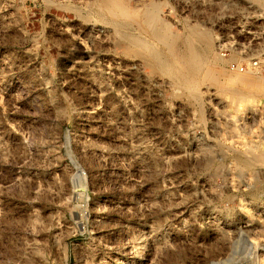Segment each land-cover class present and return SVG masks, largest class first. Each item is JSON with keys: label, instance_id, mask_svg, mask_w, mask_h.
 Returning <instances> with one entry per match:
<instances>
[{"label": "rangeland", "instance_id": "obj_1", "mask_svg": "<svg viewBox=\"0 0 264 264\" xmlns=\"http://www.w3.org/2000/svg\"><path fill=\"white\" fill-rule=\"evenodd\" d=\"M107 2L0 0V264H264V0Z\"/></svg>", "mask_w": 264, "mask_h": 264}, {"label": "bare ground", "instance_id": "obj_2", "mask_svg": "<svg viewBox=\"0 0 264 264\" xmlns=\"http://www.w3.org/2000/svg\"><path fill=\"white\" fill-rule=\"evenodd\" d=\"M103 1H105V2H107V1H113V0H103ZM108 3V2H107ZM109 4V3H108ZM121 6V5H120ZM153 9V8H152ZM156 12V11H155ZM136 17H142L143 18V24L146 26V28H148L149 30H151V34L152 35H154V36H157V35H159V34H166V32H167V30H165V27L164 26H160V28H158L157 26H156V23H157V19H156V15L154 14V12L149 8V7H144L143 9H142V11L141 12H138L137 14H136ZM106 25V24H105ZM137 26V25H136ZM138 27V26H137ZM139 30V29H138ZM160 32V33H159ZM169 34V33H168ZM144 37V36H143ZM136 46L138 47V48H147V47H149V44L145 41V40H142V39H138L137 40V42H136ZM193 47V46H192ZM145 48V49H146ZM184 48V47H183ZM188 57L189 58H187V56H185V58L186 59H189V61H190V65H191V63L192 64H194V63H196V56L197 55H195V53H194V51H196L195 49H194V51L192 50V48H191V46L189 45L188 47ZM161 54V53H160ZM153 59V58H152ZM251 71H255V70H251ZM246 72V71H245ZM250 71H247V73H245V75L243 74V73H235L236 75L235 76H233V77H228V79L234 84H240V83H243V82H245L246 84H249L250 86L251 85H254V84H256L257 82H258V80H257V82L253 79V77H252V75H251V73H249ZM255 72H258V71H255ZM220 74V73H219ZM255 76V75H254ZM218 74H216V73H214L213 72V76H212V79H214V80H217L218 78ZM227 79V80H228ZM226 80V81H227ZM228 80V82H230ZM225 81V80H224ZM259 83V82H258ZM225 85H227V82H226V84H225V82H223L222 83V88L223 87H226ZM244 89V88H243ZM247 152V151H246ZM258 153V152H257ZM255 154V153H254ZM253 153H252V155H254ZM259 155V154H258ZM246 157L248 156V157H251L250 155H245ZM263 156V155H262ZM254 157H255V155H254ZM256 157H258L257 156V154H256ZM260 157V156H259ZM253 158V157H252ZM260 158H262V157H260ZM254 159V158H253ZM249 160V159H248ZM256 160V159H255ZM254 160V161H255ZM249 161H253L252 159L251 160H249ZM258 161V160H257ZM254 163V162H253ZM257 163V162H256ZM236 246V245H235ZM241 246V245H240ZM243 247H245L246 246V244H244V245H242ZM236 252V251H235ZM229 260V259H228Z\"/></svg>", "mask_w": 264, "mask_h": 264}, {"label": "built area", "instance_id": "obj_3", "mask_svg": "<svg viewBox=\"0 0 264 264\" xmlns=\"http://www.w3.org/2000/svg\"><path fill=\"white\" fill-rule=\"evenodd\" d=\"M241 32L245 37H252V39H258V32L252 30H245L241 26ZM224 44L219 42V49L223 50ZM245 42L237 41L233 35L227 33V57L231 54H239L243 56L246 54L244 50ZM227 68L229 71L234 73H243L247 70L263 71L264 70V51L257 53L254 57H243L241 60H231L227 63Z\"/></svg>", "mask_w": 264, "mask_h": 264}]
</instances>
